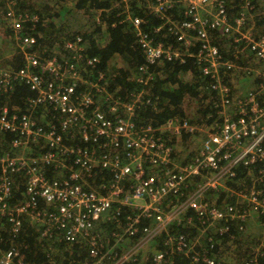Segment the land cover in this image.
Wrapping results in <instances>:
<instances>
[{
  "label": "built area",
  "instance_id": "obj_1",
  "mask_svg": "<svg viewBox=\"0 0 264 264\" xmlns=\"http://www.w3.org/2000/svg\"><path fill=\"white\" fill-rule=\"evenodd\" d=\"M4 1L24 58L0 76V95H9L0 105V131L12 135L0 151L6 230L15 235L29 217L50 242L82 239L88 258L80 264L138 263L143 246L162 232L161 247L141 264H174L176 257L187 264H227L220 244L244 253L251 213L264 227V32L248 26V12L261 15L252 0H239L235 16L228 0H139L161 20L152 33L132 16L128 0H118L123 8L117 16L124 13L120 22L133 26L144 56L143 63L125 66L134 85L122 94L110 91L116 70L109 61L98 66L100 58L85 53L80 34L64 42L65 52L41 57L35 36L21 33L37 15L17 11V0ZM186 58L207 78L200 95H209L215 114L200 125L185 113L158 125L140 120L141 106L159 110L148 91L154 68ZM245 81L249 90L241 92ZM16 84L32 92L24 109L10 98ZM197 131L200 147L175 163L171 136ZM18 173L25 175L23 200L15 199ZM230 180L246 184L237 188ZM220 186L229 202L216 204L208 192ZM261 238L248 242L240 263L264 264ZM0 264H22L16 246L0 251Z\"/></svg>",
  "mask_w": 264,
  "mask_h": 264
},
{
  "label": "trees",
  "instance_id": "obj_2",
  "mask_svg": "<svg viewBox=\"0 0 264 264\" xmlns=\"http://www.w3.org/2000/svg\"><path fill=\"white\" fill-rule=\"evenodd\" d=\"M54 2V7L49 8L44 0L39 5H31L30 0H17L14 8L17 11L28 9L37 15V20L32 23H25L21 33L34 35L37 46L39 47V55L41 57H48L53 54V51H64V42L73 39L76 34H80L83 40L84 51L90 56H97L100 58L98 66L104 67L106 62L114 61L116 67L110 64V69L116 70L117 76L114 77L113 83L110 85V91H117L122 94V91L133 88L134 83L128 78V70L125 66L133 68L144 62L138 44L136 43L135 32L133 26L128 22H120L124 18V13L117 16L116 8H111L107 0H69L72 2L75 9L84 11L93 9L94 11L100 9H110L101 14V21L105 22V36L102 34V29L94 26L92 29H85L82 33L68 31L67 27H62L59 21L61 12L59 5L66 0H50ZM132 16L139 17L142 20L140 27L152 33L155 27L161 24L159 17L147 9L146 5L139 0H128L127 2ZM230 9L237 15L240 10V1H227ZM31 7V8H30ZM63 8V6H62ZM6 7L5 1L0 0V23H3L5 18ZM264 18V16H262ZM114 23V25H113ZM5 34H10V29L5 28ZM100 33L101 38L105 42L101 43L96 35ZM72 34V35H71ZM157 38H162V35L155 34ZM194 50V49H192ZM65 52V51H64ZM12 62H9L8 69L15 70L24 64L22 53L12 54ZM111 72V71H110ZM192 73L193 76L188 80H183L184 73ZM207 81V78L200 73L198 65L193 58H186L184 63L179 61H161L158 67L154 68V80L151 86L148 87L149 96L159 110H153L146 106H141L139 111V119H144L153 125H158L170 116L175 114L184 116L182 103L185 97L190 96L196 98L199 102L205 101L209 95L202 93L199 85ZM119 88V90H117ZM205 92V91H203ZM32 92L27 86L23 84H16L14 91L10 94L12 102L19 104L21 109L25 107V96ZM9 97V96H8ZM7 95H0V105L3 104ZM8 99V98H7ZM22 100V101H21ZM203 104V103H202ZM202 107L198 108V112L202 116V112L206 116L208 113L215 114V109L212 107V101L206 102ZM151 119V120H149ZM12 135L9 133H1L0 131V151L9 147V142ZM34 151H36L34 149ZM234 180L227 181L228 185H233ZM25 189V175L18 173L14 178V193L15 199H24ZM231 225H236L232 223ZM234 229V226L232 227ZM6 229H9L8 224L4 218H0V233L3 236L5 243H0V251L6 250L14 245L19 251L20 260L22 264H80L87 260L88 250L84 240L80 239L74 243H57V241L50 242L47 237L40 235L41 225L31 220L29 217L23 218V222L15 235L10 234ZM179 229L187 231L180 226ZM5 230V231H4ZM8 233L10 235H8ZM163 232L157 236L156 239L150 243L157 250L161 247ZM179 257L174 259V264H181L178 262ZM185 264V262H182ZM131 264H138L132 262ZM187 264V263H186Z\"/></svg>",
  "mask_w": 264,
  "mask_h": 264
},
{
  "label": "rangeland",
  "instance_id": "obj_3",
  "mask_svg": "<svg viewBox=\"0 0 264 264\" xmlns=\"http://www.w3.org/2000/svg\"><path fill=\"white\" fill-rule=\"evenodd\" d=\"M41 1V0H39ZM110 9L111 8H116L117 10L122 9L123 7L120 5L118 0H107ZM31 5H37V3L40 5L41 2H38V0H30ZM48 5L49 8L54 7V2L50 0H44V4ZM16 5H18L16 3ZM63 6V8H62ZM31 8V7H30ZM232 6H228L229 12L231 15L234 13L230 10ZM255 10L260 13L258 10V7L256 8L254 6ZM110 9H100L97 11H94L93 9H88L84 11H80L74 8L73 4L71 1L66 0L62 2V4L59 5V10L61 12V16L59 17V21L61 26L67 27L68 31H72V33L79 32L82 33L85 29H92L95 25L98 26L96 22V18L98 17L99 19L101 18V14L103 12H109ZM25 9L24 11H26ZM30 11V10H29ZM264 16V14H261ZM261 15L257 17H261ZM3 23H0V76L3 72L8 69V64L9 62H12V54L20 53V45L18 41L17 35L14 34V30L10 26V20L5 17L3 20ZM101 21V19H100ZM247 22L249 27H253L254 32H264V18L261 17V20H258L252 12L247 13ZM10 29V34H5L3 31L5 28ZM102 29V34L105 36V28L106 24L105 22L101 21V24L99 26ZM100 33L96 35V37L99 39L101 43L105 42L103 38H101ZM116 59H112L110 64H112L113 67H116L114 61ZM245 61L247 64H253L254 62L250 61L249 59L245 58ZM110 70V69H109ZM191 75L189 73H184L182 76L183 80H188ZM236 80L240 81L242 77H236ZM248 81H245L244 83L240 84V91L241 92H246L248 91ZM9 95H7L8 97ZM204 96V95H203ZM206 97V96H204ZM208 102L206 99L203 102H199L196 98L187 96L184 98L183 103H182V109L186 115H188L191 118L196 119V122L200 125L203 123H206V117L204 113L202 112L201 114L198 112V108L201 106L203 109V104ZM203 103V104H202ZM202 109L200 111H202ZM171 142L173 146V161L177 164H180V162L187 160L190 158V156L197 151V149L201 145V134L199 131L195 132L194 134H186L182 133L181 135L177 136H171ZM246 184L244 181H234L233 185L235 187H239ZM208 197L211 202H215L216 204H220L222 202H229L228 198V193L222 186H220L217 190H210L208 192ZM256 214L251 213L250 219ZM186 228V226H185ZM194 229H187L189 235L192 237L197 234V232L192 233ZM155 248L151 243L145 244L142 248L141 254L139 255L138 259L139 262L138 264H141L140 261L143 263L152 255V253L155 251L153 250ZM228 248L230 249H237V246H234V244H228ZM232 257V263L233 264H242L238 261V257L236 255H230ZM225 263L230 264V262L227 259V256L224 258ZM179 262L183 264L182 262L187 263V261L183 259H179Z\"/></svg>",
  "mask_w": 264,
  "mask_h": 264
},
{
  "label": "crops",
  "instance_id": "obj_4",
  "mask_svg": "<svg viewBox=\"0 0 264 264\" xmlns=\"http://www.w3.org/2000/svg\"><path fill=\"white\" fill-rule=\"evenodd\" d=\"M228 1L232 2L233 0H228ZM252 2L256 8L258 7L260 14H264V0H252ZM255 17L258 20H261L262 15L260 18L257 16H255ZM245 235L248 238V239H246L245 237H243V240H244L246 245H241V249L245 250L244 253L239 254V253H237L236 249L228 248V244H220L219 245V249L221 250L220 255L223 256L224 258L227 256V259L230 262V264H233L231 262L232 257L230 255H236L239 260L246 257V254H247L248 249H249L248 242L250 240L257 241V238L260 236H262L261 240H264V227L260 223L257 215H254L251 219H249V221L247 223Z\"/></svg>",
  "mask_w": 264,
  "mask_h": 264
}]
</instances>
